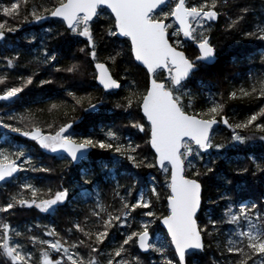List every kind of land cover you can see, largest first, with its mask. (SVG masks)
Here are the masks:
<instances>
[{"label": "snow or ice", "instance_id": "6c2138e0", "mask_svg": "<svg viewBox=\"0 0 264 264\" xmlns=\"http://www.w3.org/2000/svg\"><path fill=\"white\" fill-rule=\"evenodd\" d=\"M22 4L26 10L27 0L0 3V13L15 19L21 14ZM261 7L264 8V0H261ZM104 13L108 14V19L102 21ZM250 14L255 15L253 0H56L51 8L43 9V14L33 8L24 15V22L59 18L64 30L48 29L53 40L84 38V46L78 51L94 64L95 79L105 92L120 89L125 77L117 78L108 66L109 62L117 64L121 53L110 54L101 62L98 58L100 44L106 38L118 36L130 41V55L146 69L148 79L143 92H130L124 97L125 103L116 107L132 109L135 104L139 108L143 122L133 119L123 127L147 136L145 144L154 152L151 158L142 154L141 145L134 143L131 136L122 138L120 129L115 127H108L104 138H97L66 134L72 126L70 123L45 133L38 126L23 130L0 118L3 128L30 138L41 149L66 153L70 164L80 165L79 191L71 199L83 205L72 210L74 215L67 221L70 227L65 235L55 226H44L45 236L54 239L28 235L23 241L17 240V237H24V233L13 228L7 219H0V264H156L154 260L145 261L140 254H131L133 248H138L141 254H158L159 264H197L195 257L205 249V235L217 238L222 256L227 253L237 257L231 264H264V191L259 196L252 191L254 181L264 178V157L249 156L246 165L230 172H220L218 168L221 159H228L227 155L221 156L222 151L226 153L237 146H247L257 138L264 142V106L243 120L229 123L223 115V93L221 100L209 95L208 106L198 111L196 105L204 81L197 80V91L190 87L201 69L216 63L217 46L213 43L209 22L224 17L227 20L225 31L239 32L244 39L264 42V14L256 19L251 30H244ZM7 25L6 20L0 22V41L6 39V33L16 32L20 27ZM97 32L102 33L99 39ZM188 41L195 45L197 55H188L184 47ZM19 58L17 52L3 59L6 66L12 68ZM33 59L51 65L57 56L42 41ZM80 67L76 63L64 70L75 73ZM123 71L126 75L129 73L128 69ZM34 75L19 77L18 86H7L8 76L0 74V85H5L0 88V101L14 103L33 83ZM49 83L51 81H40L41 85ZM130 84L134 86L135 81ZM68 95L77 105L82 104L83 97L77 98L72 92ZM227 95L230 100L264 101V76L233 87ZM100 103L102 99L96 103L89 99L88 109L95 110ZM218 124L231 129L230 138L223 142H216L212 134ZM95 149L111 155L107 160H97L93 166L90 156ZM25 156L23 149L13 153L0 148V181L14 179L22 171H53L34 166L31 156L22 160ZM121 167L157 169L164 174L168 189L167 214H157L153 210L154 202L159 203L161 198L156 177L150 175L145 180L132 175V184H121L118 174ZM98 177L114 182L110 203L102 196ZM212 177L219 181L213 204L221 211L215 218L209 215L207 223L201 226L198 213L203 205V181ZM70 191L61 186L56 191L48 188L44 193L32 183H21L17 193L0 203V213L7 215L18 207H35L40 212L55 214L70 200ZM89 198H92L91 204ZM158 222L166 231H155ZM224 225L230 226L226 232L222 228ZM114 231L120 240L105 252L104 245L113 238ZM75 234L79 236L69 242L68 237ZM221 235L225 237L222 247ZM29 244L33 248L39 246L38 256L28 249ZM81 249H87L86 256ZM61 252V258H53V253Z\"/></svg>", "mask_w": 264, "mask_h": 264}, {"label": "trees", "instance_id": "16d2710c", "mask_svg": "<svg viewBox=\"0 0 264 264\" xmlns=\"http://www.w3.org/2000/svg\"><path fill=\"white\" fill-rule=\"evenodd\" d=\"M10 2L12 0H0V3ZM55 2L56 0H27V9L25 10V6L22 4L21 14L15 19L0 13V22L6 20L9 27L20 26L16 32L6 33V39L0 41V74L8 76L7 86H18L20 83L19 77H27L35 73L33 83L25 88L14 103L0 101V118L5 123H11L14 127H20L23 130L38 126L45 133L54 132L63 124L71 122L72 126L67 129L66 134L75 136L92 135L97 138H104L103 133L108 127L119 128L122 138L131 136L134 143L141 145L142 154H146L151 158L153 150L145 144L147 136L136 129L123 127L133 119L142 121V112L135 104L132 109L116 107L117 104L125 103L124 97L128 96L130 92H136L137 94L143 92L148 79L146 72L134 63L129 52L128 40L120 42L118 37L106 38L100 44L98 54L100 60H104L108 55L117 51L121 53L117 64L109 63L112 65V70L117 78L125 77V80L122 81L123 86L118 91L105 92L96 84L95 70L93 63H90V58L78 51L80 47L84 46V38L78 37L71 41L51 39L48 29L53 31L57 29L64 30L59 18L47 17L42 21H32L31 19L28 22L23 21L24 15H27L33 8H37L40 14H43V9L51 8ZM253 4L255 15L250 14L247 17L244 30H251V26L256 19L261 18L264 14L261 0H253ZM107 19L108 14H102L101 20ZM209 23L212 27L213 43L217 46V59L214 65L201 69L190 84V87L197 91V80L204 81V84L200 87L202 95L198 97L199 103L196 105V110L199 111L208 106L207 99L209 95L221 100L220 94L223 93L222 102L225 104L223 115L228 118L229 123H236L258 111L260 106H264L262 100L251 98L230 100L227 95L233 87H239L242 83L246 85L252 79L264 76V42L244 39L239 32L225 31L227 20L224 17ZM101 35L102 33L97 32L98 39ZM33 36L35 40H32ZM42 41L46 42L47 46L56 53L57 60L52 62L51 65L37 63L33 59L37 55ZM184 47L187 49L189 56L196 55L192 42H186ZM17 52L20 53L18 62L14 67L8 68L3 58H11ZM76 63L81 65L78 72L69 73L64 70ZM57 68L60 71H56ZM124 69L129 70L127 75L123 71ZM221 69H223L222 72ZM223 77H227V80H224ZM41 80L51 81V83L41 85ZM131 81H135L134 86L130 84ZM4 86L0 85V88ZM69 92L74 93L77 98L83 97L82 104L77 105L75 99L68 95ZM89 99L92 103L102 99V103L98 104L95 110L88 109ZM53 104L57 107L53 108ZM10 116L15 117V119L9 120L8 117ZM49 125L52 127L50 128ZM212 134L216 142H223L230 138L231 129L219 124ZM0 148L13 153L23 149L26 156L22 160L31 156L34 166L53 169L51 172L22 171L14 179L0 183V203H3L9 195L17 193L21 183H32L44 193H47L48 188L56 191L61 186L71 190L70 200L60 207L55 214L40 212L35 207H18L14 213L10 212L7 215L0 213V219H7L13 228L24 233V237L16 238L20 241H23L28 235H39L41 238L54 239L45 236L46 228L44 226H55L61 235H65V230L70 227L67 221L69 217L74 215L72 210L83 206L71 199L79 191L77 181L79 180L80 165L70 164L64 154H48L35 141L2 126H0ZM212 151L215 155V150ZM110 155L111 153L95 149L91 150L90 159L93 161V166H95L97 160H107ZM224 155H227L228 159L227 161L221 159L218 162L219 171L230 172L236 167L246 165L249 156L264 157V142L257 138L250 141L247 146H237L235 149H229L226 153L222 151L221 156ZM61 157L65 158L61 159ZM124 163L127 164L126 161ZM96 171L99 173L98 168ZM118 174L120 175L121 184H132L134 182L132 175H138L139 178L145 180L150 175H154L161 198L159 203L154 202L153 210L157 214H167L166 197L168 189L164 183L165 177L162 172L157 169H131L130 167L126 169L121 167ZM98 179L102 196L107 197L105 202L110 203L111 188L114 186V182L110 183L99 177ZM203 183L205 186L203 205L198 214V222L201 223V226L207 223L209 215L215 218L221 211L219 207L213 204V201L216 200L219 181L216 177H212L211 179H205ZM252 191L255 196H259L260 192L264 191V178H258L254 181ZM24 194L27 195V192L25 191ZM88 203H92V198H89ZM137 219H139L138 216ZM229 227L228 225L222 226L225 232ZM154 229L158 233L165 231L159 222L154 226ZM78 236L79 234L69 236V242ZM112 237L114 239L110 238L104 245L105 252L109 251L120 240L119 234L115 231L112 233ZM224 239L223 235L219 237L220 247H222ZM204 240V251L195 257L197 264H231V261L237 258L235 255L227 253L222 256L215 236L208 237L205 235ZM28 249L37 253L38 256L39 246L33 248L29 244ZM81 252L86 256L87 249H81ZM130 252L133 255H142L145 261L154 260L156 264H159L160 257L158 254H141L138 248L130 249ZM169 255H171V251ZM62 256V252L53 253L54 259Z\"/></svg>", "mask_w": 264, "mask_h": 264}, {"label": "flooded vegetation", "instance_id": "af4514ba", "mask_svg": "<svg viewBox=\"0 0 264 264\" xmlns=\"http://www.w3.org/2000/svg\"><path fill=\"white\" fill-rule=\"evenodd\" d=\"M165 10H167V9H165ZM119 38V37H118ZM127 41V38H119V41L120 42H124V41ZM129 42V45H130V41H128ZM187 43H191V41H188ZM194 49L196 50V55L198 54V50L196 49V47H195V45H194ZM133 59V58H132ZM101 62H104L105 61V59L104 60H100ZM137 66H139L140 68H142L145 72H146V69L143 67V66H141L140 64H138L137 62H134ZM108 66H109V68H110V70L113 72V70H112V65L109 63L108 64ZM93 68H94V70H95V75H96V69H95V67H94V64H93ZM114 73V72H113ZM115 74V73H114ZM146 74H147V72H146ZM95 81H96V79H95ZM97 84V83H96ZM98 85V84H97ZM98 87H100L99 85H98ZM101 88V87H100ZM103 91H105L103 88H101ZM115 91H118V90H115ZM108 92H113V91H108ZM47 150H45V152H46Z\"/></svg>", "mask_w": 264, "mask_h": 264}, {"label": "water", "instance_id": "95a60500", "mask_svg": "<svg viewBox=\"0 0 264 264\" xmlns=\"http://www.w3.org/2000/svg\"><path fill=\"white\" fill-rule=\"evenodd\" d=\"M52 18H54V17H52ZM119 38H124V37H120V36H118ZM138 64H139V62H137ZM142 66V65H141ZM96 83L102 88V86L99 84V82L96 80ZM115 90H119V89H113V90H108V91H115ZM71 125H72V123H70ZM219 125V124H218ZM218 125H215L214 126V129L218 126ZM18 134V133H17ZM18 135H20V134H18ZM153 152H154V150H153ZM54 154H64L65 156H66V153H54ZM17 175V174H16ZM15 175V176H16ZM1 182H3V181H0V183ZM199 214V213H198ZM161 227L163 228V226L161 225ZM164 229V228H163ZM165 231H166V229H164Z\"/></svg>", "mask_w": 264, "mask_h": 264}, {"label": "rangeland", "instance_id": "374dc122", "mask_svg": "<svg viewBox=\"0 0 264 264\" xmlns=\"http://www.w3.org/2000/svg\"><path fill=\"white\" fill-rule=\"evenodd\" d=\"M25 180V179H24ZM156 205V204H155ZM158 233V232H157ZM51 239V238H50ZM59 258H61V257H58L57 259H59Z\"/></svg>", "mask_w": 264, "mask_h": 264}]
</instances>
